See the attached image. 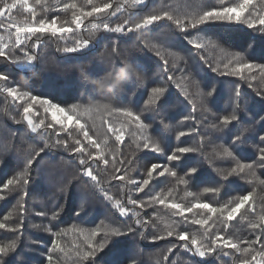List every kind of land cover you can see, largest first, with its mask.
I'll return each instance as SVG.
<instances>
[{
  "label": "snow or ice",
  "instance_id": "6c2138e0",
  "mask_svg": "<svg viewBox=\"0 0 264 264\" xmlns=\"http://www.w3.org/2000/svg\"><path fill=\"white\" fill-rule=\"evenodd\" d=\"M113 8V0H82L81 3L70 0L62 4L61 0H32L31 3L30 0H0V29L8 32L7 37L0 34V58L5 63L17 66L20 71L30 70L37 59L31 48H39L41 45L38 33L51 34L62 39L66 34L75 35V30L82 29L86 19L96 18L101 22L89 23L86 38L73 39L72 46L62 49L65 54H74L68 56V60L78 62L75 67L83 74L85 81L89 77L85 67L79 62L87 60L105 39H110L106 35L97 39L101 29L105 33L142 34L141 46L159 58L164 74L157 77L159 83L147 91L144 84L147 77L143 71L146 67L145 61L138 58L135 64L128 62L121 57L116 42H112L110 49L105 48L102 55L106 54L111 59V70L103 77H110L117 70L118 62L123 66L130 64L133 78L130 86L135 89L134 95L140 92L147 94L142 109L134 110L131 106L115 107L110 102L99 101L70 105L56 103L53 98L35 95L31 91L22 90L19 85L10 86V75L0 71V94H6V99L10 97L12 104L21 110L19 121L15 117L11 119L17 124H24L35 140V143L22 141L26 144L22 167L0 187V201H6L13 194L18 197L12 210L0 219V230L14 234L12 239L0 241V264H30L19 255L24 251L23 233L25 219L29 215L25 198L29 197L28 187L33 181V173L45 167V158L51 157L57 149L73 154L80 166L77 172L59 179L57 192L62 199L66 198L74 184H79L81 178L85 177L90 181L84 185L85 189L91 188L95 192L103 193V198L110 201L121 216L135 217L134 224L123 226L103 222L100 227L91 230L73 226L71 231L83 237L82 244L73 245L75 264H97L98 254L118 242L121 237L129 235H138L141 241L148 240L153 243L169 238L175 241L170 242L159 254L156 264H193L192 260H183L180 255H176L181 250L193 258H199V264H208L209 259L220 261L225 256L233 257L234 264H264V179L258 174L259 171H264V115H261L264 112V63L249 59L244 52L231 51L221 43L223 33L235 30L237 26L254 30L264 40V0H200L195 5L184 3L175 7L167 0H123L122 4H117L112 10ZM20 9L29 13L31 19L18 21L13 11ZM129 9H139L130 13V16L136 17L134 20L125 18L115 26L108 22L111 17L129 12ZM49 12H70L71 19L61 21L59 14L49 18ZM104 13L107 16L102 17L101 14ZM33 37L36 39L33 40ZM252 39L255 40L256 37ZM30 41L31 45L28 43ZM175 41H182L188 46V56L173 50ZM248 47L252 48L253 44ZM206 49L218 51L220 56L214 62L209 61L201 55ZM189 58L199 61L195 75H199L200 79L195 78L188 64ZM206 72L239 77L249 88L253 82L258 83L260 88L255 91V95L259 97L260 109L256 115H249L248 101L240 85L233 89L227 114L217 116L212 113L208 102L216 95L217 85L205 75ZM175 73L179 75H174ZM77 85L84 86L81 81H77ZM173 89L176 90L177 101L187 102L191 108L179 124L185 127L189 122L192 124L186 131H177L175 139L181 141V138L195 134L199 138L200 146H177L170 154H166L162 137L174 126L161 120L159 123L163 131L160 136H156L153 135L152 123L146 121H154V117L169 111L173 106ZM37 106L42 109L43 118H40ZM197 107L203 121L207 122L209 116L216 121L205 131L217 137L228 134L229 144H214L211 153L203 152L204 137L200 135L202 125L197 120ZM103 114L115 115L120 119L116 124L107 123V131L101 135L97 119L102 121ZM245 120L248 121L247 124ZM256 125H259V133L256 136L258 143L254 145L255 159L242 158L244 153L241 146L249 139V134L255 131ZM229 126L235 128V133H232ZM90 129L96 131L92 132ZM126 133L131 139L128 152L110 145V137H114L116 145H123ZM209 143L214 141L210 139ZM142 151L163 155L167 163H151L142 173L145 178L132 179V173H138L137 153ZM189 153H201L209 164L218 159L228 161L231 166L215 169L220 177V184L203 187L199 192H191L188 190L189 183L199 173V167H186L184 174L180 175L177 168L181 165L173 164L182 161ZM63 163L66 167L67 162ZM101 164L107 180L121 182L122 188L129 193L145 192V189H149L145 193L146 199H134L131 194L126 199L110 195L95 174V169ZM159 177H171L175 181L167 193L163 189L153 193L149 188L153 180ZM229 178L253 185V190L231 196L223 203L209 202L204 198V194L218 196L224 182H230ZM180 185L184 186L185 199L190 198V202H174L173 193ZM257 188L261 189L258 197ZM257 198L261 202L259 208L256 206ZM38 202L43 207L45 201ZM86 204L85 198L75 212L77 216L81 213L87 215ZM151 205H163L170 215H161L154 210L152 215L144 213L146 218H141V213L135 211ZM63 210L64 204L53 198L50 209L32 213L48 223L32 224L31 227L54 238L50 247L45 246L42 241H31L36 247L45 248L43 256L46 264H65L68 255L69 249L62 239L69 229L59 228L57 223ZM188 214H192L191 217ZM238 217L246 225L247 236H241L238 230L230 231L232 222ZM188 224L198 225L199 229L190 231L184 227ZM134 225L140 226V229H151V234ZM97 237L100 239L97 240ZM135 255L130 253L124 262L117 264H141Z\"/></svg>",
  "mask_w": 264,
  "mask_h": 264
},
{
  "label": "trees",
  "instance_id": "16d2710c",
  "mask_svg": "<svg viewBox=\"0 0 264 264\" xmlns=\"http://www.w3.org/2000/svg\"><path fill=\"white\" fill-rule=\"evenodd\" d=\"M32 0H30V3ZM64 2H70V0H61V4ZM82 0H77V3H81ZM167 2L175 7L176 5H183L184 3H191L193 5L200 2V0H167ZM123 0H113L114 8L117 4H122ZM114 8L112 10H114ZM109 10V11H112ZM139 9H129V12L118 13L116 17H111L108 22L115 26L116 23L122 22L125 18L135 19L136 17L130 16L132 11H138ZM39 13V9H37ZM59 14L61 21L70 20L71 13L63 12H49L48 17ZM13 15L18 21H23L25 18L31 19L30 14L24 12L22 9L14 10ZM102 17L107 16V13L101 14ZM39 18V15H38ZM90 22H101L96 18H88L84 21L82 29L75 30V35L66 34L62 39L51 36V34H37L40 37L41 45L39 48H31L32 54L37 59L33 62V67L28 71H20L17 66L11 63H5L3 58H0V71H5L10 75L11 85H19L22 90L33 92L35 95L47 96L53 98L54 102L70 105L72 103L90 104L94 102H110L115 107L131 106L134 110H140L143 107L144 101L147 99L146 92H140L135 94V89L130 86L133 78L126 82L122 90L117 91L115 94L105 91H99L95 87L94 81L98 78L106 75L108 70H111V59L104 53L105 48H111L112 42H116L119 47L120 55L122 58L127 59L128 62L135 64L139 59H143L146 63V67L143 69L146 75L144 84L147 86V91L150 88L156 86L159 81L157 77H162L164 74L161 70V61L155 57V54L145 50L141 46L142 34L137 33H105L103 29L97 34V39L100 36H108L110 39H105L102 44L91 53L87 60L81 61V65L85 67L88 74V80H84L83 74H81L78 68L75 67L77 61H69L68 56L74 54H65L62 49L65 46H72L71 41L73 39L86 38L87 30ZM71 26V25H69ZM14 32V29H13ZM0 34L7 37L8 32L0 29ZM175 34H173L174 36ZM252 37H256L255 40ZM36 38L33 37V40ZM67 41V44L65 43ZM31 45V41L28 42ZM221 43L226 48H229L234 52H244L249 59H256L258 62L264 63V40L259 38V34L254 30L245 29L244 26H237V29L232 31H225L221 39ZM249 44H253L252 48H249ZM174 51L180 52L184 56H188L189 48L183 44L182 41H175ZM209 61L214 62L219 56L218 51L212 49H206L205 53H201ZM226 62V61H225ZM199 61L189 58L188 64L191 67L193 74H196V65ZM123 65L118 62L117 69ZM174 75H179L175 73ZM205 75L209 76L212 81L217 85L216 95L209 100L208 107L215 115L227 114L229 109L230 98L233 93V89L236 85H240L242 92L245 95V99L248 101V113L250 116H255L256 112L260 109L258 103L259 97L255 95V91L260 88V85L253 82L252 87L242 81L239 77L234 76H222L218 73L206 72ZM196 79H200L199 75H195ZM77 81L83 82V87H78ZM203 83V81H202ZM174 96L172 98V107L169 111L162 116H156L153 120H147L146 122L152 123L153 135L160 136L161 131L160 121L163 120L165 124H172L174 127L171 131L165 132L162 137V143L165 148V153L170 154L171 150L177 146H197L198 137L193 134L190 137L181 138V141L175 139L177 131H186L187 127H192L189 122L187 127L180 125L179 121L182 120L184 115H187L191 110L190 105L187 102H178L176 98V90H172ZM111 97V99H109ZM37 111L40 112V118L44 117L42 109L37 106ZM21 110L16 108L11 98L6 94H0V187L3 182L10 178L22 167V161L25 155L24 149L26 144L22 141H28L35 143L32 134L28 131L24 124L15 123L11 117H15L16 121L21 119ZM264 115V112H261ZM50 114L48 119L50 120ZM117 116H109L103 114L102 121L97 119V125L101 135L107 131V123L111 122L116 124L118 121ZM258 119V117H257ZM197 120L200 121L202 127L200 128V135L204 137L203 152L211 153L214 144H229L230 136L224 134L220 137L215 136L211 132H206L205 129L209 127L211 123L216 121L212 116L208 117L207 122L203 121L200 116V109L197 107ZM247 124L248 121L245 120ZM232 128V126H229ZM95 132V129H90ZM232 133H235V128H232ZM259 133V125H256L255 131L249 134V139L241 146V151L245 157L255 159V147L258 143L256 139ZM213 140L214 143H209V140ZM109 143L113 148L119 147L121 151L128 152L131 139L126 133L125 142L123 145H116L114 137H110ZM240 154L239 152L237 153ZM46 166L40 168L37 172L33 173V181L29 184L28 192L29 197L25 198L27 206L29 208V215L25 219V230L23 233V245L24 251L20 252V257H23L25 261H29L30 264H46L44 259V247H36L31 241H42L45 246L50 247V242L54 239L51 235L45 234L42 230L33 229L32 224L45 225L47 220L32 214L33 212H39L45 209H50L52 199L64 204V210L61 214L60 220L57 222L59 228L69 229L67 235L63 237L62 242L69 249L65 264H75V256L73 245H79L83 243V237L72 232L73 226L77 228H84L91 230L100 227L102 222L104 224H114L115 226H123L126 224H134L135 217L129 218L121 216L110 201L103 198V193L95 192L91 188L85 189L84 185L90 183L88 178L82 177L79 184H74L69 192L66 194V198L62 199L57 192L58 181L61 177L69 174H73L79 170V164L75 156L71 153H66L62 149H57L53 152L51 157H46ZM63 162H67L65 167ZM151 163H167L165 156L153 153L139 152L137 153L136 167L137 172H133L132 179L145 178L142 173L146 170V167ZM173 164H180L177 168V172L180 175L184 174L186 167L198 166L200 171L194 179L189 183L188 190L191 192H199L203 187L216 186L220 184V177L215 172L216 168H228L231 164L228 161L214 160L212 164L208 163V160L201 153H189L185 155V158L180 162H173ZM104 166L101 164L95 169V174L99 176L103 182V186L109 191L110 195L116 196V198L126 199L127 195L131 194L134 199H146L145 193L149 192V189H145V192H131L123 189L121 182L108 181L104 174ZM111 170L109 166V171ZM259 176L264 179V171L258 172ZM230 182H224L221 192L218 196H211L210 194H204V198H207L209 202L219 201L223 203L231 196L237 194H246L247 191L253 190V185H249L244 181L229 178ZM175 184V181L168 177H159L153 180L149 188L152 192L160 191L161 189L167 193V190ZM131 187V186H129ZM261 189H256L257 197L260 195ZM18 197L13 194L8 197L6 201H0V219L7 215L12 210ZM86 198L87 200V215L83 213L80 216L75 214L80 203ZM174 202L185 203L190 202V198L185 199L184 186L180 185L173 193ZM40 200L45 201L43 207L38 202ZM261 205L260 200L256 199V206L259 208ZM160 213L161 215H170L169 210L165 209L163 205H151L146 209H135L141 213V218H146L144 213L152 215L153 211ZM195 211V210H194ZM190 217L192 214H188ZM135 226V225H134ZM140 229V226H135ZM188 230L195 231L199 229L198 225L188 224L186 226ZM144 232L151 234V229H140ZM231 230H238L241 236H247L248 231L246 225L243 224L239 217L236 221L232 222ZM13 233L7 230H0V241H7L12 239ZM252 238V237H249ZM100 237H97L99 240ZM170 242H175L172 238L167 240H161L158 242H150L148 240L141 241L139 236L129 235L128 237H121L118 242H114L104 252L98 254L96 257L97 264H117V262H124L125 257L130 253H135V258L141 262V264H156L160 258L159 254L168 246ZM180 255L183 260H192L193 264H199V258H193L190 255L180 252L176 253ZM175 259V256H172ZM62 259H64L62 257ZM208 264H234L233 257L225 256L220 261L215 259H209Z\"/></svg>",
  "mask_w": 264,
  "mask_h": 264
},
{
  "label": "clouds",
  "instance_id": "9594fccd",
  "mask_svg": "<svg viewBox=\"0 0 264 264\" xmlns=\"http://www.w3.org/2000/svg\"><path fill=\"white\" fill-rule=\"evenodd\" d=\"M130 77V64H126L114 71L107 79L105 77H101L96 79L94 83L97 90L115 94L117 91L124 88Z\"/></svg>",
  "mask_w": 264,
  "mask_h": 264
}]
</instances>
